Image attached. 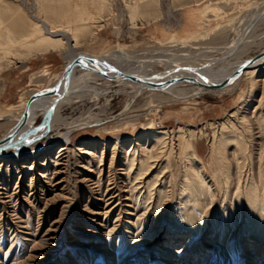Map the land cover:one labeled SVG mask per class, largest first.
Segmentation results:
<instances>
[{
    "label": "rangeland",
    "instance_id": "rangeland-1",
    "mask_svg": "<svg viewBox=\"0 0 264 264\" xmlns=\"http://www.w3.org/2000/svg\"><path fill=\"white\" fill-rule=\"evenodd\" d=\"M3 1L19 6L20 15L37 11L34 0ZM35 1L43 7L36 16H46L52 22L62 20V11L67 10L64 0ZM84 1L89 10H96L91 0ZM104 2L102 25L92 37L86 34L79 38V49L97 54L123 48L127 55L137 56L143 62L151 53L172 45L174 56L197 70L209 61L214 62L213 69L230 58L232 61L235 55L231 53L235 49L225 50L224 44L236 36L233 27L240 29L244 18L264 5V0ZM9 16L8 7L1 3L0 25L12 29L16 35L25 30L31 19L21 16L22 21L9 20ZM213 25L219 28L213 29ZM249 37L241 50V59L254 57L264 50V23H259ZM181 43L188 46H179ZM67 47L51 54L31 51L27 58L20 62L14 60L0 70V114L11 112L15 117L39 89L52 85L65 66ZM18 51L23 52L24 48ZM128 61L132 63L133 59ZM7 62L4 59L2 64L5 66ZM153 68L161 70L162 65L156 64ZM44 69L50 71L46 76L41 74ZM108 81L104 79L97 84L100 91L91 99L86 97L64 104L59 110L66 120L89 113L93 118L91 124L73 131L68 141L52 139L55 132L47 133L36 144L34 141L27 146L25 154L0 161V264H264V241L242 234L229 253L224 247L227 233L222 243L219 242L209 215L201 234L195 236L180 223H172L171 204L145 220L144 230L134 235L138 222L146 214H136L128 193L126 171L121 165L123 152L132 140L155 128L172 130L170 136L173 135L177 149L176 130L181 127L191 131L194 145L210 174L213 134H219L222 122L228 126L230 121L245 134L252 159L256 161L258 153L264 150L261 120L264 72L255 77L250 93V83L244 78L231 92L219 94L216 89L205 90L199 95L188 94L170 101H162L164 98L149 95L148 91L132 100L130 88ZM245 100L240 110L245 119L241 122L238 112L229 116ZM1 118L0 137L15 123L13 118ZM44 124L45 120L39 117L30 131ZM59 130L65 132L63 127ZM47 135H52L50 141L46 140ZM138 142L137 147L147 145L143 140ZM64 144L67 153L56 162L55 152ZM231 147L227 146L226 150L230 152ZM101 149H104L103 165L98 166L97 154ZM111 149L116 154L109 169ZM169 171L170 180L178 181L181 172L178 156L171 159ZM112 195L115 196L109 198ZM119 230L124 233L123 244L127 248L123 253L126 255L122 254L118 261L114 247Z\"/></svg>",
    "mask_w": 264,
    "mask_h": 264
},
{
    "label": "bare ground",
    "instance_id": "bare-ground-1",
    "mask_svg": "<svg viewBox=\"0 0 264 264\" xmlns=\"http://www.w3.org/2000/svg\"><path fill=\"white\" fill-rule=\"evenodd\" d=\"M64 1H66L65 4H68L66 6L67 10H71V12H68L66 9L63 10L62 20L59 19L60 21L52 22L46 16L44 18L36 16V13H41V8L43 7L42 5L38 6L35 0L34 5L37 11L30 15L24 12L20 15L19 6H12L7 1L0 0V4L3 3L8 7L9 20L22 21L21 16H29L31 18L26 24L25 30L18 35L14 34L12 29L7 26L1 27L0 25V70L10 66L9 63L14 62V60L20 62L21 59L27 58L29 56L27 54L31 51L40 55L44 53L51 54L59 52L65 46H68L64 58L65 66L76 56H87L96 59L98 69L102 70L105 74L96 70L90 62H87L90 64L88 68L79 65L74 66L68 80L66 92L62 96L58 99L56 95L42 96L30 105L26 121L14 134L9 147L5 150L0 149V161L25 154L27 146H30L34 141L36 144L37 140L47 133L55 132V135H53V138L52 135H47L46 140L50 141V138H64L65 141H68V136L73 131L78 130L86 124H91L93 118L89 113L86 115L80 114L71 120H66L61 117L59 110L64 104H71L86 97L91 99L94 94L99 93L100 87L97 84H100L99 82L104 81V79L112 82V85L121 84L124 87H128V89L130 88L131 93L129 97L132 100L138 94L148 91L149 95L164 98L162 101H170L185 98L188 94V96L199 95L205 90L216 89L219 94L226 91L231 92L244 78L250 83V93L254 86L255 77L264 72V55L257 54L256 56L259 55V58L246 67L237 78L221 85H211V83H218L232 76L242 62L256 57L241 59V50L248 44L249 36L257 25L264 23V5L252 10L244 18L240 29L236 28V26L233 27L235 28L236 36L228 39L224 44L225 50L230 51L235 49L231 53L232 56L235 55L232 61L230 58L223 64L221 62L222 65L216 69H213L214 62L209 61L199 67L198 70L201 71L198 72L197 69L190 67L185 61L174 56L172 51L175 48H172V45L160 48L157 52L149 53L150 57L147 61L143 62H140L137 56L127 55L123 48L107 50L97 54L82 51L79 49V38L86 34L92 37L95 30L102 25L101 22L104 20L101 19V16L104 8H106L105 2L104 0H91V3H93V5L91 4L92 8L96 9L92 11L84 5V0ZM38 9H41L40 12ZM201 14L204 15L202 12ZM69 19L72 21L71 24ZM217 28H219V25H213V29ZM240 43L241 47L238 46ZM179 46H188V44L184 45L181 43ZM20 48H24V51L19 52ZM262 53H264V50L260 54ZM4 59L8 61V64L5 66L2 64ZM128 59H133L132 63ZM104 63H108L122 74L141 78L159 75L160 78L150 82L132 80L109 71L103 65ZM156 64L162 65V69H154L153 66ZM63 70L52 85L39 89V92L45 88L53 87L59 81ZM172 70H174L173 73H171ZM49 73V70L44 69L41 74L46 76ZM182 76L193 77L201 82V77H205L209 80L210 84L179 81L178 78ZM61 87L62 82L60 83V93ZM242 102L241 108L235 109L229 115L233 116L238 112L241 122L246 116L240 111L243 105L246 104V100ZM52 104L54 106L49 115H47V111ZM24 108L15 117H13V114H10L11 112L0 114V118L7 116L13 118L15 122L0 139L15 130L22 118ZM39 117L45 120V124L42 128L31 132L30 129L33 128L34 123ZM93 117H96V115H93ZM261 120L264 122V114ZM225 124L224 122L221 123L218 135L213 134L210 151L211 159L209 161L210 174H207L206 164L199 156L190 130L186 131L178 127L176 130L178 133L176 135L177 149L174 146L173 135L172 137L170 136L172 130L166 127L155 128L150 133L137 136L132 140L133 143L131 142L127 146L123 152L124 158L121 165H123V170L126 171L128 193L132 198L136 214L138 212L139 214L137 215L139 216L144 213L146 214V217L138 222L134 235L144 230L146 226L145 220L150 219L161 208H165L171 204L169 219L173 221V224L180 223L182 226L187 227L195 236L201 234L210 216L209 222L213 226V231L217 233L219 242L222 243L223 235L227 233L228 239L224 242V247L229 253L232 251L235 241L237 244L242 234L251 235L256 240L264 241V150L260 151L257 160L253 161L252 153L248 149L249 145L243 131L231 121L230 125L227 126ZM61 127L64 128V133L59 132ZM140 140L145 141V143L147 142V145L137 147ZM44 146V144L41 145V148ZM227 146H232L230 152L226 150ZM66 150L65 144L58 147L55 152V158H58L55 160L56 162L65 157ZM103 154L104 149H101L100 153L97 154L98 166L103 165ZM115 154V151L111 149L108 162L109 169L112 168L115 161ZM174 156H178L181 166L180 177L175 183L170 180L172 173L169 171L171 159ZM86 162L91 163L90 160ZM254 167L255 169H253ZM98 179L100 180L99 177ZM170 182L172 183L170 184ZM114 196L112 195L109 198ZM123 238L124 233L119 230L114 247L118 261L127 248L123 244ZM25 244L26 242H23L22 246H25ZM16 254L18 255L17 252ZM125 255L123 254V257ZM5 257L6 255L4 259Z\"/></svg>",
    "mask_w": 264,
    "mask_h": 264
},
{
    "label": "water",
    "instance_id": "water-1",
    "mask_svg": "<svg viewBox=\"0 0 264 264\" xmlns=\"http://www.w3.org/2000/svg\"><path fill=\"white\" fill-rule=\"evenodd\" d=\"M259 55H264V53L262 54H259ZM259 55L254 57V58H251V59H248L244 62H242L237 70L232 74V76L228 77V78H225L223 81L221 82H218V83H211V85H221V84H224V83H227L235 78H237L240 73L248 66H250L252 63H254V61L256 59L259 58ZM87 62H90L91 64H93L95 67L96 70H98L99 72H102L103 74H105L102 70L98 69V65L96 64V59H93L91 57H87V56H76L74 57L68 64H66L63 72H62V75L59 79V81L53 86V87H48V88H45L43 89L42 91L36 93L35 95H33L27 102L25 108H24V111H23V114H22V118L21 120L19 121L17 127L15 128V130L13 132H10L8 133L7 135H5L3 138L0 139V149L2 150H5L6 148L9 147V144L11 143L12 139H13V136L14 134L16 133V131H18L23 125H24V122L26 121V118L28 116V111H29V107L30 105L36 100L38 99L39 97H42V96H48V95H56L57 96V99L62 96L65 92H66V89H67V85H68V80L70 78V75L73 71V68L74 66H83L84 68H88L90 67ZM106 69H108L109 71H112L114 73H116L117 75H121V76H124V77H127V78H130L132 80H136V81H152L154 79H158L160 78L159 75H153L151 76L150 78H141V77H137V76H131V75H127V74H122L120 72H118L116 69L112 68L108 63H104L103 64ZM174 70H172L171 73H173ZM116 76V75H115ZM202 79V82L193 78V77H179L178 80L179 81H185V82H192V83H196V84H210L209 83V80L205 77H201ZM62 82V87H61V93H60V83ZM54 104H52L48 111H47V115H49V112L51 111V109L53 108Z\"/></svg>",
    "mask_w": 264,
    "mask_h": 264
}]
</instances>
